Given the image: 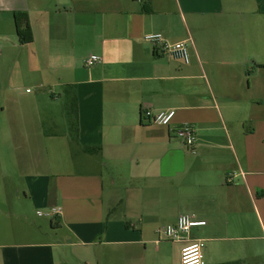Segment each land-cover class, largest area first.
<instances>
[{"label":"crops","instance_id":"crops-1","mask_svg":"<svg viewBox=\"0 0 264 264\" xmlns=\"http://www.w3.org/2000/svg\"><path fill=\"white\" fill-rule=\"evenodd\" d=\"M157 32L186 40L190 63L145 38ZM91 54L102 61L86 65ZM168 109L169 126L151 121ZM185 122L196 152L176 137ZM9 176L0 264H181L185 242L158 234L181 214L207 220L189 234L206 264H264V0H0ZM35 214L49 229L21 231Z\"/></svg>","mask_w":264,"mask_h":264},{"label":"built area","instance_id":"built-area-1","mask_svg":"<svg viewBox=\"0 0 264 264\" xmlns=\"http://www.w3.org/2000/svg\"><path fill=\"white\" fill-rule=\"evenodd\" d=\"M145 38L152 42L160 52L169 54L185 63H190V47L186 40L171 42L160 32L147 34ZM102 59L101 55L91 54L86 58L85 63L88 66H92L101 62ZM175 115V109L161 110L152 115L150 119L154 123L169 126L175 118ZM176 137L179 138L189 150L196 152L197 131L193 124L185 122L179 126L176 129ZM61 212V207H52L46 211H39V214L55 217ZM206 224V219L200 218L195 214H181L175 223L161 226L158 229L159 239L185 242L181 252V264H206L205 240L189 237L194 227L205 226Z\"/></svg>","mask_w":264,"mask_h":264},{"label":"trees","instance_id":"trees-1","mask_svg":"<svg viewBox=\"0 0 264 264\" xmlns=\"http://www.w3.org/2000/svg\"><path fill=\"white\" fill-rule=\"evenodd\" d=\"M17 19V27H18V35L20 41L22 43H28L33 41V32L29 22V18L27 13L19 12L16 13ZM78 101L76 97H71L69 105H68V114L70 116L71 122V129L73 131V135L77 138L78 137V108L77 105ZM85 150L90 153H94L98 151L97 148L93 147H86ZM220 264H232V263H220Z\"/></svg>","mask_w":264,"mask_h":264},{"label":"rangeland","instance_id":"rangeland-1","mask_svg":"<svg viewBox=\"0 0 264 264\" xmlns=\"http://www.w3.org/2000/svg\"><path fill=\"white\" fill-rule=\"evenodd\" d=\"M15 177H7V178H0V182H6V183H12L15 182ZM46 210V209H45ZM43 210V211H45ZM33 221L32 223H27L26 221H24L23 219L21 220V222L19 221L18 226L20 228L21 231H26V230H40V229H49L50 226V221L48 219V217L43 216V217H39L38 215L35 214V216H33L31 218Z\"/></svg>","mask_w":264,"mask_h":264}]
</instances>
